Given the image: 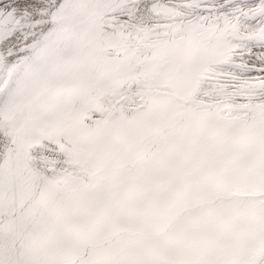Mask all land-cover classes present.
<instances>
[{"label":"snow or ice","instance_id":"1","mask_svg":"<svg viewBox=\"0 0 264 264\" xmlns=\"http://www.w3.org/2000/svg\"><path fill=\"white\" fill-rule=\"evenodd\" d=\"M0 264H264V0H0Z\"/></svg>","mask_w":264,"mask_h":264}]
</instances>
